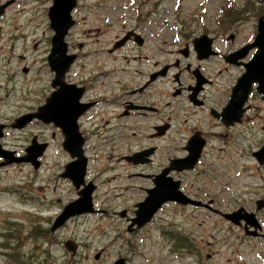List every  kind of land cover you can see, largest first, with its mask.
Returning a JSON list of instances; mask_svg holds the SVG:
<instances>
[{
    "label": "flooded vegetation",
    "instance_id": "flooded-vegetation-1",
    "mask_svg": "<svg viewBox=\"0 0 264 264\" xmlns=\"http://www.w3.org/2000/svg\"><path fill=\"white\" fill-rule=\"evenodd\" d=\"M7 1L10 6L15 0H0V20L8 7L1 5ZM50 7L42 37L37 26L23 29L30 28L34 18L20 28L0 27V168L25 163L36 170L61 153L67 159L57 175L67 179L76 194L90 189L93 210H101L94 202L98 181L93 167L100 147L142 137L137 148L120 156L132 170L129 175L148 179L147 186L139 187L145 197L154 190L177 197L161 201L148 223L167 205L199 208L236 224L245 237L264 241V100L256 82L240 88L237 84L256 51L254 37L243 38L224 26L192 30L179 16L164 19L170 22L163 26L153 18L162 17L160 13L139 12L132 16V27L115 33L111 47L103 49L112 59L103 56L99 65L96 60L82 77V43L71 48L67 41L76 20L55 50ZM147 21L158 24L151 35L144 28ZM166 42L169 47L164 49ZM68 56V68L57 78L53 63H66ZM116 56L124 60L118 67ZM44 67L50 72L47 80ZM233 68L239 71L226 85L223 79ZM160 83L168 88L164 91ZM256 94L261 106L252 99ZM258 127L262 139L254 142ZM24 130L27 139L20 143ZM73 162L83 170L82 177L66 176ZM253 185L263 190L261 197L227 212L226 205L222 210L212 207V196L228 192L236 197ZM143 200L134 203L136 210ZM126 210L114 212L124 217ZM223 214H232L236 222Z\"/></svg>",
    "mask_w": 264,
    "mask_h": 264
},
{
    "label": "rangeland",
    "instance_id": "rangeland-1",
    "mask_svg": "<svg viewBox=\"0 0 264 264\" xmlns=\"http://www.w3.org/2000/svg\"><path fill=\"white\" fill-rule=\"evenodd\" d=\"M76 1L72 11L76 23L67 41L71 48L82 43L80 62L84 67L79 72L82 77H87L96 60L99 65L103 56L112 59L103 49L111 47L115 33L132 27V16L139 12L143 16H149L150 11L160 13L162 17L153 16L159 25L166 26L170 20L165 22L164 19L179 16L189 29L208 27L213 30L224 26L228 32L234 30L243 38L254 37L258 32V19L264 20V1L257 0ZM51 5L52 0H15L5 10L0 27L3 30L20 28L28 19L34 18L30 28L23 29L32 30L37 26L42 37L47 30L46 17ZM198 16L200 20L196 18ZM201 21L206 25L200 24ZM158 24L147 21L144 28L151 35ZM241 37L237 39L242 41ZM167 39H171V34ZM168 44L166 42L163 48L167 49ZM100 49L102 52H98ZM117 56L114 58L116 67L124 63ZM23 67L20 65V70ZM238 71L233 68L223 82L230 83ZM44 72L45 80L49 79L50 72L46 67ZM160 86L164 91L168 88L161 83ZM252 99L262 105L258 94ZM148 125L145 121L147 131L150 130ZM51 130L47 131L50 133ZM27 135L28 131L24 130L19 142L25 143L23 140ZM137 138L100 147V157L93 167L98 181L94 202L101 210H95V207L93 211L71 216L54 231L51 230L54 219L80 196L67 179L59 176L67 158L60 153L59 157L49 158L48 163L36 170L25 163L0 168V264H113L122 257L126 264H264V241L245 237L242 228L226 222L214 212L167 205L145 226L130 222L128 217L136 216L134 203L145 197L139 187L149 183L144 176L129 175L132 173L130 166L120 159L122 154L130 153L144 141L142 137ZM261 139L258 127L254 142ZM59 142L57 138L56 146ZM237 169L227 171L228 176L234 175ZM247 189L236 197L228 192L212 196L215 198L212 207L222 210L226 205L227 212L262 196L263 190L257 185ZM233 198L236 201H231ZM123 207L127 208L126 216L115 214L114 211L119 212ZM69 240L76 245L74 253L64 245ZM96 254H99L98 258H95Z\"/></svg>",
    "mask_w": 264,
    "mask_h": 264
},
{
    "label": "water",
    "instance_id": "water-1",
    "mask_svg": "<svg viewBox=\"0 0 264 264\" xmlns=\"http://www.w3.org/2000/svg\"><path fill=\"white\" fill-rule=\"evenodd\" d=\"M257 1L262 2L263 0ZM75 6L76 0H52V5L49 10V16L55 31V34L53 36V48L55 50H58L59 46L62 45V39L64 35L74 23V20L71 16V11ZM257 31L258 32L253 43V45L257 46V51L253 55L252 59L245 65V72L238 80L237 84L240 88L241 84L247 83L248 85L251 82H257V90L261 93L262 99H264V20L262 17L258 19ZM69 61L70 58L68 56L66 63H64V61L60 62L59 60L53 63L52 67L56 72L57 78H60L62 76V72L68 68ZM75 165L76 162H73L67 167L66 176H83V170L81 171L80 167ZM75 185L78 186V182L75 183ZM79 195L80 197L78 199L70 202L67 206H65L64 210L56 217L53 224L51 225L52 231L61 226L69 217L84 212H90L92 210L90 189L89 191L82 190ZM171 198L174 199L177 197L176 195L172 196L170 193L157 194V192L154 190L145 198L143 202L139 204V207L135 212L136 217L132 220V222L136 223L137 226L143 225L145 222L149 221L150 217L157 210L161 201L169 200ZM231 215L232 214H223L224 217L230 218V220L236 222L233 218H231ZM64 245L68 250L72 251V253L75 252L76 245H74L72 241H66ZM98 257L99 254H96L95 258ZM113 264H124V259H118Z\"/></svg>",
    "mask_w": 264,
    "mask_h": 264
}]
</instances>
